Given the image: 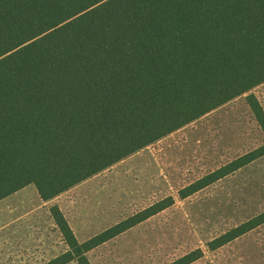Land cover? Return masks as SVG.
<instances>
[{
  "label": "trees",
  "instance_id": "1",
  "mask_svg": "<svg viewBox=\"0 0 264 264\" xmlns=\"http://www.w3.org/2000/svg\"><path fill=\"white\" fill-rule=\"evenodd\" d=\"M264 82V0H0V200L33 185L49 201ZM245 101L264 135V111ZM264 155V144L177 191L184 199ZM167 196L67 249L85 254L173 204ZM264 211L208 241L214 250ZM200 248L167 264H190Z\"/></svg>",
  "mask_w": 264,
  "mask_h": 264
},
{
  "label": "rangeland",
  "instance_id": "2",
  "mask_svg": "<svg viewBox=\"0 0 264 264\" xmlns=\"http://www.w3.org/2000/svg\"><path fill=\"white\" fill-rule=\"evenodd\" d=\"M252 93L264 111V82ZM246 93V94H248ZM239 95L55 198L14 210L0 227V264H42L67 247L49 214L57 205L81 242L167 196L173 204L88 251L90 264H167L200 248L190 264H264V223L209 250L207 242L264 211V155L180 199L177 191L264 144V135ZM20 193H36L27 185ZM13 213V212H12ZM67 264H77L71 261Z\"/></svg>",
  "mask_w": 264,
  "mask_h": 264
},
{
  "label": "crops",
  "instance_id": "3",
  "mask_svg": "<svg viewBox=\"0 0 264 264\" xmlns=\"http://www.w3.org/2000/svg\"><path fill=\"white\" fill-rule=\"evenodd\" d=\"M20 190L0 200V227H13V224L10 225V223H6L5 221L9 219H13V217H15L14 215H16L13 209L12 210L8 209L7 211H3L2 207L4 205L6 206L8 204L18 203L19 208L17 209V211L20 210L24 212L23 208L30 207L32 203L37 205L39 202H42V203L47 202V201L45 202L42 201L40 197L38 196L37 192L31 195H27L26 193H20Z\"/></svg>",
  "mask_w": 264,
  "mask_h": 264
}]
</instances>
